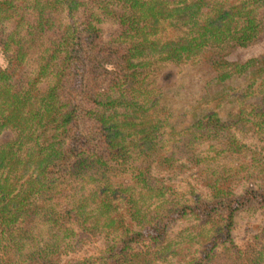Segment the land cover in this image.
I'll list each match as a JSON object with an SVG mask.
<instances>
[{
    "label": "trees",
    "instance_id": "1",
    "mask_svg": "<svg viewBox=\"0 0 264 264\" xmlns=\"http://www.w3.org/2000/svg\"><path fill=\"white\" fill-rule=\"evenodd\" d=\"M263 7L0 0V131H12L0 142V264H264V224L243 245L232 233L264 205V60H228L264 28ZM184 59L211 61L212 82L260 76L226 117L175 128L145 86Z\"/></svg>",
    "mask_w": 264,
    "mask_h": 264
},
{
    "label": "rangeland",
    "instance_id": "2",
    "mask_svg": "<svg viewBox=\"0 0 264 264\" xmlns=\"http://www.w3.org/2000/svg\"><path fill=\"white\" fill-rule=\"evenodd\" d=\"M262 19H259V21ZM166 34L170 37H176L179 32L174 29H169ZM232 54L235 56L233 57ZM228 55L233 59H228L229 61L243 62L250 58H263L264 60V28L260 29L258 35H256V38L252 42L247 45L237 46ZM225 56H222V58ZM184 62H187V59H184L181 64L169 61L156 66V74L152 76L149 85L147 84L145 86L144 94L146 97L145 101H156L155 106L158 105L156 107L157 111L164 114L171 113V115L169 114L168 120L172 126L180 129L187 126L191 122V119L200 113L218 111L222 117H226L230 113V108L232 107L233 110L238 105V100L233 95L235 89L241 88L249 79L250 75L252 77L260 76L257 72L254 73L253 67H249L244 72L242 71L232 76L228 75L221 82H212L210 81V73L216 72L217 70L212 67L211 61L207 60L200 66L194 63ZM0 64H5L4 53L1 48ZM217 74L218 72L215 73V75ZM235 85L237 86L235 87ZM11 134V128L0 131V142L9 139ZM243 137L251 142L256 140L255 134L251 132L245 133ZM220 153L223 162L226 161V164H229L232 158H228L224 152ZM123 180L128 183L132 179L124 178ZM240 180L237 179V181ZM242 185L243 183L239 184L236 190L239 191ZM253 212V216L251 214L238 215L236 218L232 233L235 242L239 245H243L247 241L246 239L252 236L264 224V205L258 204ZM181 224H173L171 232L181 231L183 229V225ZM92 243L96 246H90ZM97 246L100 247L97 239L90 240V242L83 244V247H79L77 253L79 255H86L87 253L96 252Z\"/></svg>",
    "mask_w": 264,
    "mask_h": 264
}]
</instances>
